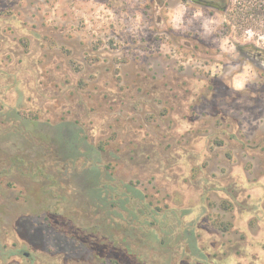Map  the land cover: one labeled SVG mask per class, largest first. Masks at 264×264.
I'll return each instance as SVG.
<instances>
[{
    "label": "rangeland",
    "instance_id": "374dc122",
    "mask_svg": "<svg viewBox=\"0 0 264 264\" xmlns=\"http://www.w3.org/2000/svg\"><path fill=\"white\" fill-rule=\"evenodd\" d=\"M225 22L191 0H0V264H112L65 122L165 199L155 224L107 221L138 263L264 264V35Z\"/></svg>",
    "mask_w": 264,
    "mask_h": 264
},
{
    "label": "trees",
    "instance_id": "16d2710c",
    "mask_svg": "<svg viewBox=\"0 0 264 264\" xmlns=\"http://www.w3.org/2000/svg\"><path fill=\"white\" fill-rule=\"evenodd\" d=\"M199 1L215 4L221 9L226 20L222 28L229 33L233 29H237L240 34L251 30L264 35V0ZM47 101L54 103L53 100L48 99ZM55 102L57 111L63 109L62 105H58L61 103H57V100ZM52 132L51 138L55 141L56 146H59V154L66 155L64 159H69L70 163L80 162L83 164L82 170L73 175L78 186L88 192L92 203H97L98 205H95L101 211V220H104L102 237H99L98 242H90L98 254L97 257L102 259V262L110 261L112 264H145L144 262L138 263L137 258L130 252L129 245H124L127 242L126 239L120 240L123 245L119 244V240L113 233L111 234L109 227L112 226H109L107 221L114 220V216L119 217V214L115 212L119 209L128 211L137 221H140V217L143 215L151 217L155 224L161 218L160 215L164 213L161 205L166 204L165 199L161 198L159 193H149L148 190L140 188L132 182L117 180L115 168L109 166L110 163L102 162L97 150L87 147L86 140L79 137L72 123H61ZM81 148L86 151L82 152ZM223 205L225 208L230 206L228 202H224ZM54 217L59 223L58 230L69 237L81 238L82 235L76 230L75 234L72 233L74 227L71 222L65 220L67 218L65 215L55 214Z\"/></svg>",
    "mask_w": 264,
    "mask_h": 264
},
{
    "label": "water",
    "instance_id": "95a60500",
    "mask_svg": "<svg viewBox=\"0 0 264 264\" xmlns=\"http://www.w3.org/2000/svg\"><path fill=\"white\" fill-rule=\"evenodd\" d=\"M196 4L199 6L205 7V8L217 9L221 11V9L218 6H216L215 4L208 3V2L197 1Z\"/></svg>",
    "mask_w": 264,
    "mask_h": 264
},
{
    "label": "flooded vegetation",
    "instance_id": "af4514ba",
    "mask_svg": "<svg viewBox=\"0 0 264 264\" xmlns=\"http://www.w3.org/2000/svg\"><path fill=\"white\" fill-rule=\"evenodd\" d=\"M193 3H196L197 1H199V0H191ZM255 57L258 59V60H260L261 59V57H262V55H261V53L259 52V53H257V55L255 54Z\"/></svg>",
    "mask_w": 264,
    "mask_h": 264
}]
</instances>
